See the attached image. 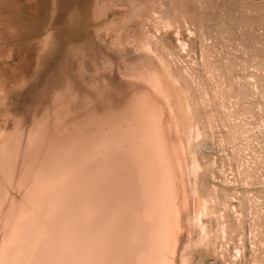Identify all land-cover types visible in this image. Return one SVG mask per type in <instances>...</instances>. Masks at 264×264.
Listing matches in <instances>:
<instances>
[{"label": "rangeland", "instance_id": "374dc122", "mask_svg": "<svg viewBox=\"0 0 264 264\" xmlns=\"http://www.w3.org/2000/svg\"><path fill=\"white\" fill-rule=\"evenodd\" d=\"M150 67L186 105V183L207 209L180 264H264V0H0V138L74 92L122 102Z\"/></svg>", "mask_w": 264, "mask_h": 264}, {"label": "bare ground", "instance_id": "6f19581e", "mask_svg": "<svg viewBox=\"0 0 264 264\" xmlns=\"http://www.w3.org/2000/svg\"><path fill=\"white\" fill-rule=\"evenodd\" d=\"M128 79L122 102L74 92L0 138V264L181 263L207 212L186 183L188 110L160 67Z\"/></svg>", "mask_w": 264, "mask_h": 264}]
</instances>
